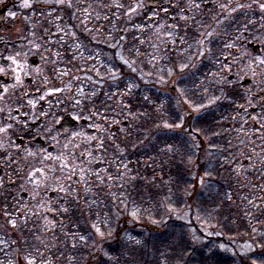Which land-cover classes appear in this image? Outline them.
<instances>
[{
	"label": "trees",
	"instance_id": "1",
	"mask_svg": "<svg viewBox=\"0 0 264 264\" xmlns=\"http://www.w3.org/2000/svg\"><path fill=\"white\" fill-rule=\"evenodd\" d=\"M136 28L121 46L126 61L95 33L104 55L92 63L101 62L57 78L72 94L66 98L82 107L120 112L127 122L124 168L87 182L72 192L78 199L52 209L47 217L56 228L44 229L43 216L23 215L12 203L1 209L0 264H256L253 253L236 246L258 241L264 208L246 211L228 122L196 87L195 72L151 67L146 35Z\"/></svg>",
	"mask_w": 264,
	"mask_h": 264
},
{
	"label": "flooded vegetation",
	"instance_id": "2",
	"mask_svg": "<svg viewBox=\"0 0 264 264\" xmlns=\"http://www.w3.org/2000/svg\"><path fill=\"white\" fill-rule=\"evenodd\" d=\"M123 22L146 35L153 69L195 72L217 118L264 135V0H0V210L22 209L27 163L44 164L43 154L70 152L92 165L87 182L123 165L120 112L82 107L57 86L59 76L95 66L93 34L120 42ZM81 182L74 177L53 208L78 199Z\"/></svg>",
	"mask_w": 264,
	"mask_h": 264
},
{
	"label": "rangeland",
	"instance_id": "3",
	"mask_svg": "<svg viewBox=\"0 0 264 264\" xmlns=\"http://www.w3.org/2000/svg\"><path fill=\"white\" fill-rule=\"evenodd\" d=\"M120 0H112L113 4H118ZM103 6H92L89 13H93L95 10L102 8ZM136 12L132 9H126V13L133 14ZM127 16V15H126ZM102 18V16H100ZM132 27H121L124 32L123 39L110 41L109 46L116 47L122 46L126 40V33ZM120 29V30H121ZM161 44V43H160ZM159 44V45H160ZM162 50L158 48V56L162 55ZM97 56L96 53H94ZM103 53H98V55ZM118 56L126 61L123 57V51L118 49ZM112 58V57H111ZM159 57H156L153 60H159ZM164 58H162L163 60ZM101 58L96 60L101 62ZM152 64V59H149ZM154 65L152 64V67ZM162 67H160L161 69ZM171 73L173 74L172 67L170 68ZM157 82V81H156ZM199 109L198 107H196ZM186 121V117L184 119ZM183 121V122H184ZM236 127H234L235 129ZM231 129L233 134L232 148L235 150L232 153V163L233 170L243 179V187L246 191L242 192L241 196L246 200V211L249 214L253 215L260 208H264V135L259 131V135L255 136L253 129L245 130L244 127L239 126L237 129ZM234 130V131H233ZM263 133L264 131L261 130ZM61 151H57L55 154L49 156L50 159L47 160L48 156L43 154L45 158L44 164L34 163L29 165L26 173V182H25V191L27 193V198L22 203L21 212L23 215H41L42 225L46 228H56V224L47 217L50 211L53 208V203L61 198L62 194H67L69 185L74 179L78 176L81 183H86V175L94 173L92 165H85L78 161L77 157L72 156L71 153H64L60 155ZM27 157H31V154H28ZM117 168V171H121L124 167ZM254 173V179H251L249 174ZM242 187L241 190L244 188ZM67 188V190H66ZM240 190V191H241ZM57 192L54 200H50L48 194L50 192ZM59 192V193H58ZM256 217L254 218L256 222ZM264 225V223H263ZM255 232L258 233V241L246 242L244 244L237 245V250L241 253H253L252 259L256 264H264V243H261L264 240V229L258 227L255 229ZM230 249V248H229ZM46 264V263H44Z\"/></svg>",
	"mask_w": 264,
	"mask_h": 264
},
{
	"label": "water",
	"instance_id": "4",
	"mask_svg": "<svg viewBox=\"0 0 264 264\" xmlns=\"http://www.w3.org/2000/svg\"><path fill=\"white\" fill-rule=\"evenodd\" d=\"M66 124H67V118L64 120L62 126L66 125ZM124 124H126V123H124Z\"/></svg>",
	"mask_w": 264,
	"mask_h": 264
},
{
	"label": "snow or ice",
	"instance_id": "5",
	"mask_svg": "<svg viewBox=\"0 0 264 264\" xmlns=\"http://www.w3.org/2000/svg\"><path fill=\"white\" fill-rule=\"evenodd\" d=\"M97 231H99V229H97Z\"/></svg>",
	"mask_w": 264,
	"mask_h": 264
}]
</instances>
